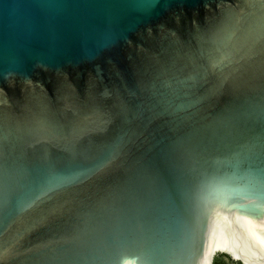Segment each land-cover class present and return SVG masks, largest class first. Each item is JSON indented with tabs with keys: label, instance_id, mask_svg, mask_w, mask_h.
<instances>
[{
	"label": "water",
	"instance_id": "95a60500",
	"mask_svg": "<svg viewBox=\"0 0 264 264\" xmlns=\"http://www.w3.org/2000/svg\"><path fill=\"white\" fill-rule=\"evenodd\" d=\"M264 264V0H0V264Z\"/></svg>",
	"mask_w": 264,
	"mask_h": 264
},
{
	"label": "trees",
	"instance_id": "16d2710c",
	"mask_svg": "<svg viewBox=\"0 0 264 264\" xmlns=\"http://www.w3.org/2000/svg\"><path fill=\"white\" fill-rule=\"evenodd\" d=\"M213 264H243L240 261L232 259L225 253H219L215 256Z\"/></svg>",
	"mask_w": 264,
	"mask_h": 264
}]
</instances>
